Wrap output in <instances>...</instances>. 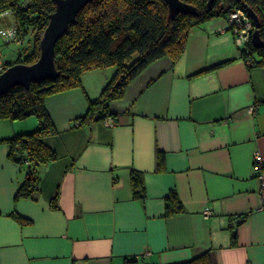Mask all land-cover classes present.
I'll return each instance as SVG.
<instances>
[{"label": "crops", "instance_id": "1", "mask_svg": "<svg viewBox=\"0 0 264 264\" xmlns=\"http://www.w3.org/2000/svg\"><path fill=\"white\" fill-rule=\"evenodd\" d=\"M16 30L12 13H1L0 43ZM241 50L224 18L192 27L176 61L152 62L110 103L112 127L77 121L113 68L89 69L79 88L47 97L56 133L43 143L55 160L36 167L32 198L14 201L26 170L3 142L38 122L0 120V264H179L204 253L212 264H264L253 165L255 154L264 160V65L247 66ZM132 171L142 177L141 200L132 198ZM172 191L183 212L165 217Z\"/></svg>", "mask_w": 264, "mask_h": 264}, {"label": "trees", "instance_id": "2", "mask_svg": "<svg viewBox=\"0 0 264 264\" xmlns=\"http://www.w3.org/2000/svg\"><path fill=\"white\" fill-rule=\"evenodd\" d=\"M196 9L195 16L178 14L169 17L167 6L161 0H95L88 4L76 17L54 47V67L57 78L40 84H30L28 89L12 88L0 98V120L11 122L35 118L38 126L28 135L16 136L5 143L8 159L19 167L25 166V177L14 194V201L32 198L38 190L36 167L55 160V154L48 149L43 139L56 133L44 108V100L52 95L80 87V76L89 69L113 68L114 74L102 89L98 99L89 102L87 113L78 119L79 126L102 122L110 117V103L124 97L127 86L152 62L163 57L176 61L183 52L189 30L216 18L226 19L235 10H241L246 17L250 10L258 20V33L264 43V0H215L211 8L208 0H179ZM243 5L245 8L241 7ZM11 12L17 24L16 35L23 39L29 29L33 40L31 50L12 63L2 64L3 69L13 65H32L39 58V41L47 27L48 17L54 12L52 0H0V14ZM250 21L253 30L254 25ZM245 64L264 65V46L256 49L250 41L241 50ZM260 59L253 61V57ZM205 69L194 75L208 73ZM158 168L162 169L163 155L158 154ZM130 187L132 198H144V188L140 174L131 172ZM164 216L170 217L183 212L182 206L172 191L164 201ZM19 224L28 221L16 214L9 216ZM245 215L234 218L236 225ZM231 243L236 232L229 225ZM125 264H136L126 261ZM179 264H212L209 253Z\"/></svg>", "mask_w": 264, "mask_h": 264}, {"label": "water", "instance_id": "3", "mask_svg": "<svg viewBox=\"0 0 264 264\" xmlns=\"http://www.w3.org/2000/svg\"><path fill=\"white\" fill-rule=\"evenodd\" d=\"M54 12L48 17V24L39 41V58L32 65H13L0 74V98L5 96L14 87L28 89L30 84H40L45 81H54L57 72L54 67V47L56 43L66 35L70 25L76 21L77 15L88 4L95 0H52ZM168 9L169 17L174 18L178 14L195 16L196 9L186 5L179 0H161ZM215 0L207 1V8L210 9ZM239 3L240 0H235ZM244 9L245 7L241 5ZM254 25L251 34V44L254 48L260 49L264 46L258 33V20L255 15L246 10Z\"/></svg>", "mask_w": 264, "mask_h": 264}, {"label": "built area", "instance_id": "4", "mask_svg": "<svg viewBox=\"0 0 264 264\" xmlns=\"http://www.w3.org/2000/svg\"><path fill=\"white\" fill-rule=\"evenodd\" d=\"M227 30L232 34L234 41L238 47L243 48L246 43L250 41L253 27L241 10H235L229 13L226 17ZM7 42L18 43L20 42L16 34H11L7 37ZM4 72L2 64H0V74ZM101 124L106 127L114 126V121L108 117L105 118ZM253 165L256 170V179L258 182V194L261 203V209H264V160L258 155L253 156ZM203 217L207 219L210 215L209 209H204Z\"/></svg>", "mask_w": 264, "mask_h": 264}, {"label": "rangeland", "instance_id": "5", "mask_svg": "<svg viewBox=\"0 0 264 264\" xmlns=\"http://www.w3.org/2000/svg\"><path fill=\"white\" fill-rule=\"evenodd\" d=\"M33 40L32 30L29 29L26 35L23 37V42L21 46L16 47L13 42H9V44H4V42L0 43V52L2 57L0 58L1 62L4 63H12L16 61L18 58H22L26 54H28L31 50V44ZM7 43V42H6Z\"/></svg>", "mask_w": 264, "mask_h": 264}]
</instances>
